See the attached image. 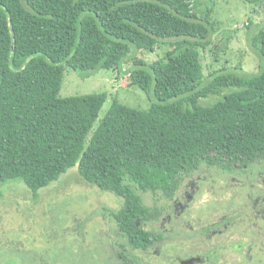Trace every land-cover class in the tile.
Here are the masks:
<instances>
[{
    "label": "trees",
    "instance_id": "16d2710c",
    "mask_svg": "<svg viewBox=\"0 0 264 264\" xmlns=\"http://www.w3.org/2000/svg\"><path fill=\"white\" fill-rule=\"evenodd\" d=\"M210 37L189 0H0V185L20 182L37 198L77 166L123 199L110 216L130 248L148 250L160 240L144 228L156 210L138 192L170 198L201 165L264 161V29L251 38L256 73L221 69L203 83ZM159 44L170 49L128 71L146 110L112 101L98 118L105 93L59 97L65 69L120 70L132 51ZM211 96L221 98L200 104Z\"/></svg>",
    "mask_w": 264,
    "mask_h": 264
},
{
    "label": "rangeland",
    "instance_id": "374dc122",
    "mask_svg": "<svg viewBox=\"0 0 264 264\" xmlns=\"http://www.w3.org/2000/svg\"><path fill=\"white\" fill-rule=\"evenodd\" d=\"M189 2L211 35L209 46L200 50L203 83L221 69L256 73L260 57L251 38L264 29V0ZM169 49L159 44L152 52L132 51L120 70L65 69L59 97L105 93L98 118L112 101L146 110L150 102L129 85L128 71L134 59L149 64ZM138 194L156 210L144 228L160 236L146 251L130 248L110 216L123 199L82 180L77 166L37 198L20 182L0 185V264H264V161L232 172L201 165L183 175L170 198ZM191 258L199 260L186 263Z\"/></svg>",
    "mask_w": 264,
    "mask_h": 264
},
{
    "label": "water",
    "instance_id": "95a60500",
    "mask_svg": "<svg viewBox=\"0 0 264 264\" xmlns=\"http://www.w3.org/2000/svg\"><path fill=\"white\" fill-rule=\"evenodd\" d=\"M194 260H198V259H191L190 261H188V262H186V263H192V261H194Z\"/></svg>",
    "mask_w": 264,
    "mask_h": 264
},
{
    "label": "flooded vegetation",
    "instance_id": "af4514ba",
    "mask_svg": "<svg viewBox=\"0 0 264 264\" xmlns=\"http://www.w3.org/2000/svg\"><path fill=\"white\" fill-rule=\"evenodd\" d=\"M191 259H192V258H191ZM191 259H190V260H191ZM193 259H198V258H193ZM198 260H199V259H198ZM194 261H196V260H194ZM194 261H193V262H194Z\"/></svg>",
    "mask_w": 264,
    "mask_h": 264
}]
</instances>
